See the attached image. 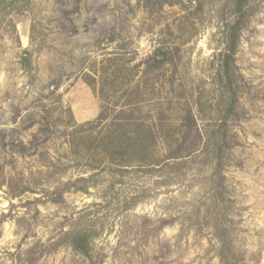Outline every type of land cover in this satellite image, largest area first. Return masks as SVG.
I'll use <instances>...</instances> for the list:
<instances>
[{"label": "rangeland", "instance_id": "rangeland-1", "mask_svg": "<svg viewBox=\"0 0 264 264\" xmlns=\"http://www.w3.org/2000/svg\"><path fill=\"white\" fill-rule=\"evenodd\" d=\"M0 264H264V0L0 5Z\"/></svg>", "mask_w": 264, "mask_h": 264}, {"label": "trees", "instance_id": "trees-1", "mask_svg": "<svg viewBox=\"0 0 264 264\" xmlns=\"http://www.w3.org/2000/svg\"><path fill=\"white\" fill-rule=\"evenodd\" d=\"M5 1L6 0H0V5H3L5 4ZM11 4H14V2H12ZM17 10V9H16ZM236 53V45H234L228 53H226V56L227 58L229 59H233L234 58V55ZM159 58V56H158ZM56 88H58L56 86ZM117 139L114 138H110V143L104 148V152L105 153H111L110 156H115L116 153L120 155V153H118L119 150H121V146H119L117 143H116ZM127 153V152H126ZM124 153V154H126ZM72 247L78 251L79 253H81L82 255H84L85 257H89V253H90V242H89V238L88 236L84 235V236H80L79 238L78 237H75L72 241Z\"/></svg>", "mask_w": 264, "mask_h": 264}]
</instances>
